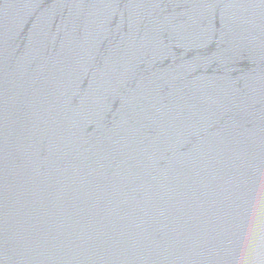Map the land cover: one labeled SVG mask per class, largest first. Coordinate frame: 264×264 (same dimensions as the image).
I'll return each instance as SVG.
<instances>
[{"label":"water","instance_id":"95a60500","mask_svg":"<svg viewBox=\"0 0 264 264\" xmlns=\"http://www.w3.org/2000/svg\"><path fill=\"white\" fill-rule=\"evenodd\" d=\"M264 0H0V264H260Z\"/></svg>","mask_w":264,"mask_h":264},{"label":"clouds","instance_id":"9594fccd","mask_svg":"<svg viewBox=\"0 0 264 264\" xmlns=\"http://www.w3.org/2000/svg\"><path fill=\"white\" fill-rule=\"evenodd\" d=\"M248 251L256 253L258 259L261 254H264V216L249 237ZM260 264H264V259L260 260Z\"/></svg>","mask_w":264,"mask_h":264}]
</instances>
